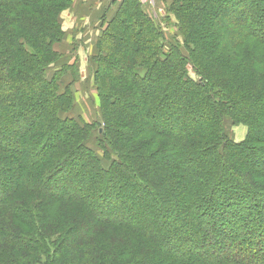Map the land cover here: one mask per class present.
I'll list each match as a JSON object with an SVG mask.
<instances>
[{"label":"trees","instance_id":"obj_1","mask_svg":"<svg viewBox=\"0 0 264 264\" xmlns=\"http://www.w3.org/2000/svg\"><path fill=\"white\" fill-rule=\"evenodd\" d=\"M202 2H171L182 44L137 0L121 2L93 43L100 118L88 123L70 114L77 65L62 62L64 54L55 49L64 35L59 14L70 0H0V264L111 263L104 238L84 246L88 237L78 240L74 221L64 226L47 220L34 201L41 194L78 203L100 223L145 238L152 251L125 247L130 256L124 264H264V203L257 198L264 183L253 187L237 174L243 163L264 169V55L255 49L239 56L241 46L226 38L236 21L264 41V0H215L213 13H202ZM215 30L226 39L214 41ZM231 30L229 36H239ZM171 92L188 100L169 102ZM22 118L30 122L23 129L15 126ZM226 118L246 125L242 142L224 133ZM43 124H49L47 132L39 129ZM94 130L102 157L116 156L106 170L86 145ZM138 141L145 155L131 162L124 152ZM66 144L70 149L62 151ZM77 160L92 172L78 171ZM229 161L236 164L228 167ZM8 163L13 173L4 175ZM250 193L251 203L241 200ZM118 210L126 220L110 218Z\"/></svg>","mask_w":264,"mask_h":264},{"label":"rangeland","instance_id":"obj_2","mask_svg":"<svg viewBox=\"0 0 264 264\" xmlns=\"http://www.w3.org/2000/svg\"><path fill=\"white\" fill-rule=\"evenodd\" d=\"M84 1H86V2H84ZM122 1L123 0H121L118 3V5H115L114 8H116V7L120 8V4ZM137 1L140 4L138 8L141 11H143V13L146 14L147 17H149V19L154 21L157 26L164 27L165 30L168 31L169 35L175 34L177 36V38L179 39V42L182 44L181 34H179L178 27L175 24L176 20L174 19V15H173L171 8H170L172 0H152L151 5H150L151 10H150V8H147V5L145 3L141 2L140 0H137ZM213 1H215V0H204L205 3L202 2L201 5H198L199 8H201V6L204 4H205V7H207V8H205L206 10H202L201 12L202 13H213L212 11H215L217 9V5H218V4H215ZM86 3H87V0H70L69 6H68V4L67 5L65 4L64 9H62L60 14H59V16H60L59 21H60L62 30L64 31V35H63L62 40L60 42H58L57 44H55V49L58 50V52H61L64 54L63 58L60 59V60H62V62L67 63V65L72 64V63L76 64L78 71H79L78 72V78L72 84V88H71L72 89V107H71L70 114L76 118H83V120H85L88 123H92L93 121L96 122V120H98V118H100L98 116V113L100 114V112L98 109L99 108L98 107L99 106V98H98V95L96 93V89L93 85V71H94L96 65H95V62H93L90 59V57H92L93 53L96 52V49L93 46V43H95L96 39L104 31V29H105L104 23L105 22L101 23V21H100V23H99V19L94 20L95 16L101 12V11L96 10V6H94V4L93 5L90 4V7L86 6V12L87 13H83V11H85L84 6ZM225 3L228 4V0H224V4ZM79 7H80V9H79ZM131 7L134 10L136 9L134 5H131ZM77 11H78V13L76 15ZM68 13H71L73 15L66 16L65 14H68ZM90 14H92V15L90 16ZM85 16H87V17L90 16V17L87 18ZM99 17H101V15ZM250 22H252V21H250ZM232 23H233L232 27L236 29V31H234V32L236 34H238L239 36H237V35L229 36L230 32L232 31L231 29H233V28H231L230 30L227 29L229 31V34L227 37L225 36L224 33H222L221 30L220 31L215 30V31H213V32H216V34H214L212 37L213 40L215 41L217 38H225V37L230 38L231 37V39L233 38L235 46H241L240 48H238V51H239L238 55L239 56H242V54L246 55L248 51H251V50L255 51V49L259 50L260 54H262V56H263L264 55V41H260L256 37L250 35L249 32L247 31V27L242 26V24H239V22H238V24L236 23V21H234ZM246 25H248V23H246ZM252 25H254V24H252ZM205 26L208 28H211L207 24H205ZM200 28L201 29L196 28V31L205 29L204 26H202ZM262 31L263 32H260V33L262 34L261 36L264 37V30H262ZM210 32H212V30ZM210 32H208V33H210ZM243 34H244V36H247V37H243ZM85 35H87L88 36L87 38H89L87 45H85L86 44L84 42L85 39L82 38V37H85ZM169 35H167V36L170 37ZM258 45H260V46L258 47ZM197 49H198L197 52L200 53L201 45H199L197 47ZM204 54H205V52H204ZM204 57L205 56H203V58ZM220 63H221V60H220ZM249 64L251 65L250 61L248 62V65ZM57 65L60 66L59 63H57ZM53 69L54 68H52V70ZM52 70L48 69V74H50ZM213 70H214V68H213ZM218 70H221V69H218ZM238 70L240 73H242V74H240V76L243 77V75H245L244 74L245 71L247 70V62L244 61L240 65ZM259 73L262 76H264V66L260 67ZM64 78H65L67 83L71 81V77H69V76H65V77H63V79ZM255 79H256V73H255ZM154 92L156 93V91H152V95L155 94ZM148 93H149V90H148ZM171 93H174V94H172V96L170 97L169 102H172L173 100H176V99H180V100L182 99L183 101L188 100V97L185 96V93H181V92H180V94H176V92H171ZM172 111H173V115H172L173 117L178 114V112L175 109H172ZM64 116H65L64 113L59 114L60 118H63ZM29 123L30 122L28 121V119L22 118L20 120H15V124H16L15 126L18 128H22V129L24 128L25 125H27ZM224 124H225L224 125V133H226V135H228V137L230 139H232L234 142H242L245 139L246 130H247L245 124L238 123V125L237 124L234 125L230 121V119H228V118H226V121ZM48 125L49 124H43L42 126H40L39 129H41L43 132H47L49 130ZM120 132H122V131H120ZM97 136H98V133L95 130L92 131L88 137L86 145L88 147H91L92 149H94L96 151V153L99 155V157H101V161L99 163L101 164V167L106 170V169H108L110 159H112V158L116 159V156L114 155V153H110L108 156L109 158L105 159L104 157H102L101 150L96 147V141L98 138ZM257 137L259 138V140L262 139L258 135H257ZM257 137H255V138H257ZM47 138L48 137H46V140H47ZM111 139H113L114 142H116L115 138H113V135H112ZM151 142H153V140H151ZM138 143H140V142L138 141ZM10 148H12V147L10 146L8 149H10ZM132 148L130 151H127V152H129V154L126 153V151L124 152L125 156L130 155L132 158L131 162H133V161L137 162L139 159L141 162V159H143V156L145 155V148L142 146V142L138 145L134 144ZM60 149H62V151H68L70 148H69V145L66 144V145H63V147H61ZM3 154L4 153H2V155ZM252 156H253V154H252ZM240 158L244 159V161L246 160V158H243L242 156H240ZM12 163H8L6 166L4 165L5 167L2 166L4 168L2 170V174L5 175V173H3L5 171H8L7 173H9V174L13 173V171L11 170V166H10V164H12ZM73 164H78V166L80 168V169H77L78 171L79 170L80 171H82V170L89 171L88 170L89 167L81 169L82 166L87 167V162H85V161H82V160L78 161L77 160ZM233 164H236V163H234L233 161H229V163H227V166L229 167ZM239 164H241V162ZM243 165H244V168L242 166V172L237 173V174L243 180H245L247 184H250L253 186V183H256V182L264 183V169L255 168L254 166H251V165L248 166L245 163H243ZM91 170H92V168H91ZM91 170L89 172H92ZM75 172H76V170H75ZM75 172H74V174H75ZM78 177H81V176H78ZM166 178H169V177L164 176L161 179L160 182L162 183V185H163L164 181L165 182L168 181V180H166ZM154 179L155 180L157 179L155 175H154ZM63 180H64V178H63ZM155 184L156 183L154 182L153 185L156 187ZM163 186L166 187L165 185H163ZM255 188H257V187H255ZM107 190H108V192L111 191V189H107ZM259 192L260 193H258V194L261 195L262 197L260 198L259 196H257V195L256 196L262 203H264V186L262 188H260ZM252 194L250 193L248 196H247V194H243L242 195L243 197L241 198V200H244L247 203L248 202L251 203L252 200L250 198L252 197ZM41 196H42V200H40V198H38V197H35L34 201L35 202L40 201L38 204H36V206L39 207L40 210L43 209L45 211V213L48 215V217H46L47 220H50L51 223L56 222V220H58V223L60 224L61 222H63L64 226H67L68 224H73V221H74L75 225L76 226L78 225V227L80 228V231L78 234V240H80V239L82 240L83 237H85V238L88 237L89 242H86V245H84V246H89V245L93 244V243H91V242H93L92 240L98 241V239H96V238H101V240H103V238H104L105 244L107 247L105 250V253H106L105 258L107 260L111 261V263H109V264H124L125 262L127 263V261L129 260L127 258L130 255L128 252L122 251V249L125 247H128L132 251H134L133 249L135 246L138 247L143 252L152 251L151 249H149L150 244H148V243H147V248H146V246L144 244V242L146 241L145 238L138 236L137 234H135V232L132 233L131 231H128L127 230L128 228L125 229V228H121V227L114 225V224L100 223L98 220H95L94 218H92L88 214V212L85 210V208L78 205V203L67 202V201H63L61 203L59 201L52 200L50 197H47L46 195H45L46 198H44L45 196L42 194H41ZM229 198L233 199V195H230ZM253 199H255V197H253ZM18 200H20V199L18 198ZM143 204H141L142 208H143ZM169 204H171V203H169ZM203 205H206V204H203ZM128 209H129V211H132V212L137 211L136 207L134 205H130L128 207ZM145 210H146V207L144 206V209H142V215L136 219V221H138V223L144 221V218H145L144 217V213H145L144 211ZM139 211H141V210H139ZM111 213H112V211H111ZM113 214H115V215L110 217L111 219H114V220H118V218L121 220L127 219V214L125 212H123L122 210L113 211ZM183 214H185L184 211H183ZM194 214L197 215V211H194ZM191 218H192V216H191ZM192 220H193V218H192ZM139 224H141V223H139ZM77 228H76V230H77ZM75 232L78 233V231H75ZM72 234H73V232L72 233L70 232V235H72ZM51 235L53 237L57 236V234H51ZM91 238H94V239L91 240ZM98 247H100V242H98ZM101 247H103V246L101 245ZM202 260H203V258H202ZM198 261H200V259H198ZM83 264H99V260L85 259Z\"/></svg>","mask_w":264,"mask_h":264},{"label":"crops","instance_id":"obj_3","mask_svg":"<svg viewBox=\"0 0 264 264\" xmlns=\"http://www.w3.org/2000/svg\"><path fill=\"white\" fill-rule=\"evenodd\" d=\"M120 1L121 0H87V3L85 4V6L83 5L84 9H85V11H83V13H87L86 12V6L90 7V4L91 5L94 4V6H96V10L101 11L98 15L95 16L94 20L99 19V23H100V21H101V23H104V22L108 21L109 17L116 11V9H118L117 7L114 8V6L118 5V3ZM84 2H86V1H84ZM79 9H80V7H79ZM78 11L76 12V15H77ZM65 15L68 16V15H73V14L68 13ZM91 15L92 14H90V16ZM100 15H101V17H99ZM90 16H88V17L85 16V17L89 18ZM87 37H88L87 35H85V37H82L85 39V41H84L86 43L85 45H87V43L89 41V38H87Z\"/></svg>","mask_w":264,"mask_h":264},{"label":"built area","instance_id":"obj_4","mask_svg":"<svg viewBox=\"0 0 264 264\" xmlns=\"http://www.w3.org/2000/svg\"><path fill=\"white\" fill-rule=\"evenodd\" d=\"M141 2H143V3H145L146 5H147V8H150V10H151V2H152V0H140Z\"/></svg>","mask_w":264,"mask_h":264}]
</instances>
